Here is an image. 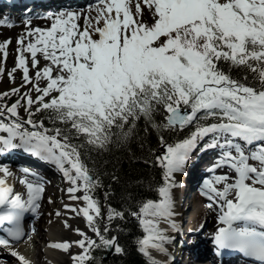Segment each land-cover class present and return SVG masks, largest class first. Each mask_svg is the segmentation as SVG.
I'll return each instance as SVG.
<instances>
[{"label": "snow or ice", "instance_id": "snow-or-ice-1", "mask_svg": "<svg viewBox=\"0 0 264 264\" xmlns=\"http://www.w3.org/2000/svg\"><path fill=\"white\" fill-rule=\"evenodd\" d=\"M142 3L152 13L150 24L140 18L141 0H98L96 15L85 18L82 30L80 14L71 11L48 17L53 22L47 28H32L31 20L26 21V32L17 41L16 67L9 75L14 81L13 73L22 70L21 87L32 84L37 95L34 99L30 92L13 88L11 94L20 98L0 105V133L7 134L0 135V151L23 148L52 163L72 185L67 189L71 198L86 202L80 209L65 207L82 214L99 238L98 243L76 230L82 239L74 243L82 251L72 259L90 264L97 248H114L116 253L123 249L116 237L106 238L96 226L101 206L93 193L101 181L89 166V153L128 143L143 121L145 132L151 128L159 134L163 151L155 155V163L163 170V183L156 189L159 198L143 201L131 215L147 233L139 241L140 251L150 257L149 264H157L149 249L166 252L164 244L173 241L159 221L168 220L178 230L172 219L175 174L185 171L191 154L208 138L203 151L221 150L212 171L226 167L235 174L216 175L202 184V195L220 208L222 226L214 233V243L218 250L264 264V0ZM14 26L9 17L0 19V27ZM26 38L34 40L26 43ZM10 44L0 43L5 62ZM38 54L48 62L42 68ZM29 59L37 69L34 77ZM22 107L26 119L20 116ZM38 113L44 114L40 120L35 119ZM186 128L192 130L183 138H165V133ZM24 171L20 183L26 186V199L8 184L10 169L0 167V226L10 225L0 227V248L30 264L13 242L24 237L21 221L39 207L45 180ZM79 191L85 195L76 196ZM116 218L123 219L124 213L110 208L108 220ZM65 226L70 227L67 222ZM72 246L67 241L50 244L65 252Z\"/></svg>", "mask_w": 264, "mask_h": 264}, {"label": "trees", "instance_id": "trees-1", "mask_svg": "<svg viewBox=\"0 0 264 264\" xmlns=\"http://www.w3.org/2000/svg\"><path fill=\"white\" fill-rule=\"evenodd\" d=\"M188 129L179 134L165 133V138L183 137ZM137 135L126 144H112L105 150H94L89 153L88 162L96 173L101 176L104 185L109 190L111 201L126 215L143 199L155 192L160 172L155 163V157L150 149L155 151L159 146L158 133L149 128L144 131V122H139ZM148 160L149 163L144 161ZM115 175L119 179L113 180ZM120 241L124 252L114 255L111 264H135L140 255L136 251L137 223L133 220H122L118 225ZM99 254L102 251H98ZM92 264H98L96 261Z\"/></svg>", "mask_w": 264, "mask_h": 264}, {"label": "bare ground", "instance_id": "bare-ground-1", "mask_svg": "<svg viewBox=\"0 0 264 264\" xmlns=\"http://www.w3.org/2000/svg\"><path fill=\"white\" fill-rule=\"evenodd\" d=\"M14 3H15V1H13L11 3V5H13ZM9 4L10 3L7 2V5H9ZM93 8H94L93 6L89 7V9H93ZM89 9H87V10H89ZM61 10H65V9H61ZM87 10L77 9L75 11L76 13L80 14V19L78 20V24L81 26V30H82V28H83V26L85 24V18L88 17ZM57 13H59V12H55L54 14H50L49 16L42 17V16L39 15V13L33 12L32 14H35L36 16L29 17L28 15H26L24 13V11H21L20 9H18V13H16V16L14 17V19L16 21L15 26L14 27H0V43H4L6 40H10L11 41V44L9 45V47L7 49L8 53H9L8 58L10 59L11 62L14 61L17 58V49L19 48V45H18L17 41L26 32V26H25L26 25V21L29 20V19L31 20V27L32 28H36V27L47 28V27H50L51 23L53 22L52 20L48 19V17H52V16H54ZM37 14H38V16H37ZM10 19L12 20L13 18L10 17ZM29 39H33L34 40V38H26V43L28 42ZM1 54H2V52H0V56H1ZM37 58L40 60V67L41 68L48 63L39 54H38ZM29 68H30V76L34 77L35 76V71H37V69L32 68L31 59H29ZM21 71L22 70H16L14 72V74L17 77V80H18V84H17L18 88L19 87L21 88V85L23 83L21 81V79H20V72ZM54 75H55V73H54ZM39 84H40L41 87H44L45 84H46V81L41 80V81H39ZM22 90H26V91L30 92L31 94L36 93L33 90V85L32 84H28V85H26V87H22ZM213 216L214 215H213L212 210H208V216H207V220H206V223H205L206 226H209V224L212 223ZM39 230H40V224L38 226V231ZM67 231L68 230H65V232L63 233V238H64L63 241H67V242L77 241L76 239L73 238L74 236H71V233L70 232L68 233ZM81 231H83L86 234L88 233V229H83ZM53 239H55V238H51L50 240H53ZM47 240L49 241V239H47ZM20 241H18V242H20ZM18 242H16V243H18ZM16 243H14V246H16ZM16 247H14L15 251H17L20 255H23L26 259H28L30 261V264H42V263H40V261L48 262L49 264L52 263L51 259L48 256H46L44 254L41 255L40 253H38L36 251V248H38L37 245H35L36 248H30L29 250H22L19 247L17 249ZM71 249L72 248L69 249V252H71ZM39 250H40V248H39ZM35 255L38 256V260L37 261L34 259ZM31 257L33 259H31ZM183 260L184 259H181L180 260L181 262L179 263L175 259V263L176 264H183L182 263ZM62 263L70 264V263H72V261L69 258H67V257H63L62 258ZM0 264H17V261L15 260V257L12 256L10 253H0Z\"/></svg>", "mask_w": 264, "mask_h": 264}, {"label": "rangeland", "instance_id": "rangeland-1", "mask_svg": "<svg viewBox=\"0 0 264 264\" xmlns=\"http://www.w3.org/2000/svg\"><path fill=\"white\" fill-rule=\"evenodd\" d=\"M141 9H142V16L140 17L144 22H146V23H152L153 22V17H152V13H151V11L142 3V0H141ZM84 10H87V9H84ZM132 10H133V13L135 14V4L133 3V6H132ZM89 11H90V9L89 10H87V14L89 13ZM85 13V12H84ZM88 16H89V14H88ZM83 29V28H82ZM2 64H0V66H1ZM20 116L21 117H24L25 119L27 118V113L25 112L24 113V115H21L20 114ZM66 183H68V187H72V185L68 182V180L66 179ZM67 194H69V193H67ZM66 194V195H67ZM80 194V196L83 194V191H79V192H77V193H75V195L76 196H78ZM70 195V194H69ZM71 196V195H70ZM66 198L68 199V200H73L72 198L70 199L68 196H66ZM83 205H85V203H83ZM86 206V205H85ZM47 209H49V208H47ZM48 212H50V211H48ZM57 212H59L60 213V215H63V213L57 208L56 209V212L55 213H57ZM56 217H59L58 215H56ZM42 220V219H41ZM41 220L39 221V224H40V231H39V234L38 235H40V236H42L43 234H45V233H47V231H51L52 230V226H53V224L52 223H49L50 221H48L46 224L43 222V223H41ZM208 225V224H207ZM42 228H44L43 230H45V232H42ZM81 231V230H80ZM65 232V231H64ZM68 233L70 232L69 230L67 231ZM58 233V232H57ZM71 233V232H70ZM59 235V234H58ZM71 236H73V235H71ZM51 238H54V237H51ZM46 239V238H45ZM56 239V238H55ZM64 239V238H63ZM49 241H50V239H49ZM47 243H48V240H46V246H47ZM24 244V245H23ZM17 243V249H18V247L19 248H21L22 250H29L30 248H36L35 247V245H37L36 243L34 244V239L32 238V240L31 241H25L24 243ZM26 244V245H25ZM29 244V245H28ZM33 246H32V245ZM71 248H73V246L71 247ZM36 251L38 252V253H40L41 254V250H39V247L38 248H36ZM61 251H63V250H60V252ZM69 252V251H68ZM42 255V254H41ZM68 256H70V255H68ZM63 257H66L65 256V254H62L61 255V258H63ZM68 258V257H67ZM34 259L37 261L38 260V256H36L35 255V257H34ZM181 259H183V258H180V260ZM45 261V260H44ZM52 261V260H51ZM40 263H48V262H43V261H40ZM17 264H20L19 263V261H17ZM49 264V263H48ZM52 264V263H51ZM65 264V263H64Z\"/></svg>", "mask_w": 264, "mask_h": 264}]
</instances>
